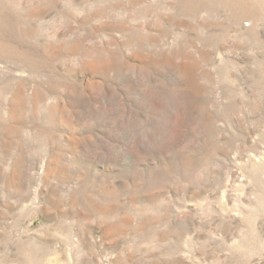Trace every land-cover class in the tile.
Returning <instances> with one entry per match:
<instances>
[{"label": "rangeland", "instance_id": "obj_1", "mask_svg": "<svg viewBox=\"0 0 264 264\" xmlns=\"http://www.w3.org/2000/svg\"><path fill=\"white\" fill-rule=\"evenodd\" d=\"M0 264H264V0H0Z\"/></svg>", "mask_w": 264, "mask_h": 264}]
</instances>
